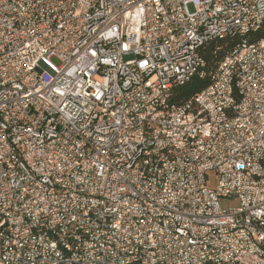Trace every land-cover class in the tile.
Returning a JSON list of instances; mask_svg holds the SVG:
<instances>
[{
	"label": "built area",
	"instance_id": "1",
	"mask_svg": "<svg viewBox=\"0 0 264 264\" xmlns=\"http://www.w3.org/2000/svg\"><path fill=\"white\" fill-rule=\"evenodd\" d=\"M263 23L264 0H0V264H264Z\"/></svg>",
	"mask_w": 264,
	"mask_h": 264
},
{
	"label": "trees",
	"instance_id": "2",
	"mask_svg": "<svg viewBox=\"0 0 264 264\" xmlns=\"http://www.w3.org/2000/svg\"><path fill=\"white\" fill-rule=\"evenodd\" d=\"M262 38H264V23L257 31L251 34L250 40L257 41ZM240 41L241 40L239 37H226L213 41L204 46L201 50V54L206 61V74L204 76L197 75L184 85L179 86L176 89L175 100L178 103L183 104L208 87L213 81L212 75L218 69V66L226 53L237 46Z\"/></svg>",
	"mask_w": 264,
	"mask_h": 264
},
{
	"label": "rangeland",
	"instance_id": "3",
	"mask_svg": "<svg viewBox=\"0 0 264 264\" xmlns=\"http://www.w3.org/2000/svg\"><path fill=\"white\" fill-rule=\"evenodd\" d=\"M190 8L193 9V5L192 4H190ZM126 58H131V56L126 57ZM54 61L57 62V63H59V61L56 58H54Z\"/></svg>",
	"mask_w": 264,
	"mask_h": 264
}]
</instances>
